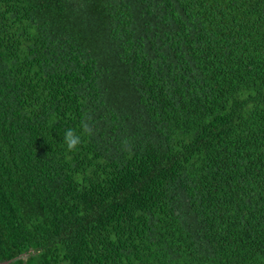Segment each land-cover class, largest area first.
Instances as JSON below:
<instances>
[{"label":"trees","instance_id":"16d2710c","mask_svg":"<svg viewBox=\"0 0 264 264\" xmlns=\"http://www.w3.org/2000/svg\"><path fill=\"white\" fill-rule=\"evenodd\" d=\"M8 261L264 264V0H0Z\"/></svg>","mask_w":264,"mask_h":264},{"label":"clouds","instance_id":"9594fccd","mask_svg":"<svg viewBox=\"0 0 264 264\" xmlns=\"http://www.w3.org/2000/svg\"><path fill=\"white\" fill-rule=\"evenodd\" d=\"M96 134L94 122L91 117H85L81 122V133L73 129H67L63 136V142L69 152L76 151L83 143V136L92 137Z\"/></svg>","mask_w":264,"mask_h":264},{"label":"water","instance_id":"95a60500","mask_svg":"<svg viewBox=\"0 0 264 264\" xmlns=\"http://www.w3.org/2000/svg\"><path fill=\"white\" fill-rule=\"evenodd\" d=\"M0 264H11V261L3 262V263H0Z\"/></svg>","mask_w":264,"mask_h":264}]
</instances>
